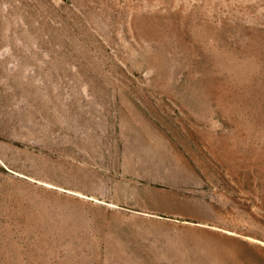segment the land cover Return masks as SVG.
Returning <instances> with one entry per match:
<instances>
[{
	"label": "rangeland",
	"instance_id": "obj_1",
	"mask_svg": "<svg viewBox=\"0 0 264 264\" xmlns=\"http://www.w3.org/2000/svg\"><path fill=\"white\" fill-rule=\"evenodd\" d=\"M0 264H264V0H0Z\"/></svg>",
	"mask_w": 264,
	"mask_h": 264
},
{
	"label": "crops",
	"instance_id": "obj_2",
	"mask_svg": "<svg viewBox=\"0 0 264 264\" xmlns=\"http://www.w3.org/2000/svg\"><path fill=\"white\" fill-rule=\"evenodd\" d=\"M165 167V165H163ZM139 175V173H136ZM166 174V173H165ZM147 179V178H146ZM150 183H154L156 185L145 187L144 192L142 193V203L143 206H145L147 209L146 211H143L144 213H148L150 215H163L166 214L165 211H161L162 208L167 206H172L174 208L178 207V209L175 210V212H171L174 215L177 216H184L185 211L183 208L184 206L190 207L193 205L192 198L190 196H183L182 193H180V190L183 188L182 181H178V187L175 188H166L163 186V184L160 183V179L158 177H151L147 179ZM64 190H70L73 192H81L80 195L88 197L93 200H98L102 202L104 205H107L108 207H114V208H123L126 206L125 203H122V196L113 195L111 200H106L105 198H100L96 195H92L89 193L82 192V188L80 187H70L65 188L61 187ZM143 189V188H142ZM150 208V209H149ZM187 215V214H186Z\"/></svg>",
	"mask_w": 264,
	"mask_h": 264
}]
</instances>
